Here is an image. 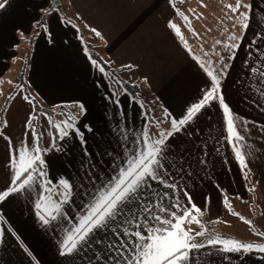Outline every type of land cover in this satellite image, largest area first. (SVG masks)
Masks as SVG:
<instances>
[{
  "label": "crops",
  "instance_id": "0c3cea01",
  "mask_svg": "<svg viewBox=\"0 0 264 264\" xmlns=\"http://www.w3.org/2000/svg\"><path fill=\"white\" fill-rule=\"evenodd\" d=\"M69 1L78 17L101 34L113 63L130 65L134 69L139 89L144 92L140 96L147 103L145 111L143 104L123 87L112 93L97 71L96 83L84 85L81 65L66 63L60 56L55 57L57 63L51 60L52 57L31 56L28 63L14 68L17 73L14 89L10 93L0 91V104L13 93L0 129V190L8 186L12 176L11 158L4 157L7 150L12 158L15 156L9 141L17 149L36 147L35 122L41 139V133H44L47 140L46 147L40 148L45 182L51 180L52 186L57 187L63 178L74 185L71 202L64 206L66 216L73 218L87 201L86 193L111 176L113 166L120 164L126 153L135 147L134 139H139L145 131L153 138L170 131L171 120L181 118L202 96L210 86V77L201 64L207 65L211 61L217 71H220V65L211 53L192 52L169 27V21L177 13L170 0H158V3L152 0L146 4L142 3L144 0H82L83 4L79 0ZM262 1L248 0L254 5ZM49 3L50 0H7L0 8V85L16 60L17 52L13 48L17 39L27 36V23L29 27L32 25V6L45 9ZM209 4L202 0V6ZM213 18L208 14L205 17L208 26ZM17 29L22 30L20 34ZM257 38L253 37V42L241 49L244 55V69L238 70L241 73L236 76L223 72L219 77L221 95L233 112L237 130L246 139L241 143V151L248 167L241 170L232 146L226 140L225 119L218 101L204 108L193 122L167 141L169 171L180 190L173 194L171 189L155 184L154 189L169 192L170 198L164 204L171 205L178 198L182 207L191 210L184 195L186 191L192 203L201 209L199 214L193 212L199 224L184 225L186 229L191 228L193 243L205 245L192 251L188 264H264V253L259 251L224 252L221 245H208L206 238L210 228L204 222L219 219L225 208V197L242 202L249 199L250 202L252 196H264V167L258 158L261 153L264 163V152H257L264 149L263 23ZM254 50L257 51L255 57ZM76 52L81 54L78 59L87 68L96 70L84 47ZM193 54L199 55L200 59ZM23 78L36 87L40 102L52 107L65 104L70 110L41 116V120L36 121L31 102L19 90L13 92ZM79 104L84 106L83 112ZM69 116L74 117L73 123L79 133L69 129V135L63 137L57 128L59 142L49 150L53 142L51 125L55 123L62 128V122ZM253 135L255 144H251ZM257 173L261 176V187ZM37 199L38 188L33 187L0 202V217H3L0 220V264H114L116 251L109 245H118L119 238L111 232L98 231L87 245L62 255L61 240L65 229L71 228L73 223L58 218L44 225L37 216ZM197 232H203V235H196Z\"/></svg>",
  "mask_w": 264,
  "mask_h": 264
},
{
  "label": "snow or ice",
  "instance_id": "6c2138e0",
  "mask_svg": "<svg viewBox=\"0 0 264 264\" xmlns=\"http://www.w3.org/2000/svg\"><path fill=\"white\" fill-rule=\"evenodd\" d=\"M6 2L7 0L0 2V8H3ZM226 7L233 16L238 15L242 21L241 28L246 29L248 13L240 12V9L248 8L250 5L243 4L242 0H236L235 5L228 4ZM178 14L182 15L179 12ZM183 18L191 30L188 17ZM169 27L182 41L184 40L178 26L169 22ZM92 31L96 32L95 29ZM96 35L99 36L100 33L96 32ZM236 39L234 34L228 37L229 41ZM184 43L186 46L187 42ZM219 43L221 41H217V44ZM237 46L235 43L224 44V47L229 49H235ZM201 67L210 77V86L203 91L202 96L186 109L181 118L171 120L170 131L157 134L158 138H153L145 131L139 139H134L135 147L126 153L125 159L120 164L113 166V174L86 193L88 199L77 210L75 217L68 218L64 207L71 202L74 185L63 178L58 181L57 187L52 186L51 180L45 182L46 173L39 146H21L17 149L9 141L10 149L15 156L9 162L12 169L11 181L5 189L0 190V202L14 193L27 192L33 187L38 188L35 208L39 220L44 225L58 218L65 219V223H73L71 228L65 229V236L61 240L62 255L73 253L82 245H87L96 232L104 231L111 232L119 238L118 245H109L116 251L114 264H188L192 251L205 245L193 243L192 230L186 229L184 225L199 224L200 221L193 216V212L199 214L201 209L192 203V198L186 191L184 195L191 205V210L182 207L178 198L171 205L164 204V201L170 198L169 192H161L159 188L154 189L155 184L164 189H171L173 194L180 190L171 177L169 171L171 165L167 163L168 139L193 122L213 101H218L225 119L226 140L232 146L241 170L248 167L245 154L241 151L240 142L243 137L237 130L232 110L221 95L219 77L224 73L222 70L217 71L211 61L207 65L201 64ZM261 75L264 76V73ZM78 107L81 112L85 110L82 104ZM31 119L32 117L29 118V122ZM73 121L74 117L69 116L62 122V128L61 125L55 127L61 130L63 137L69 135V129L79 133ZM33 135L36 138L35 132ZM2 219L3 217H0V220ZM247 223L251 224V221ZM196 235H203V232H197ZM257 235L261 234L257 233ZM97 243L101 241L97 240ZM207 243L221 245V250L224 252L264 253V244L241 243L237 240L221 238L209 239Z\"/></svg>",
  "mask_w": 264,
  "mask_h": 264
},
{
  "label": "rangeland",
  "instance_id": "374dc122",
  "mask_svg": "<svg viewBox=\"0 0 264 264\" xmlns=\"http://www.w3.org/2000/svg\"><path fill=\"white\" fill-rule=\"evenodd\" d=\"M51 1L52 0H50V2ZM79 1L83 4L82 0ZM149 1L152 0H144L142 3L146 4ZM235 1L236 0H204V2L210 3L207 7H204L202 6V0H170L171 7L176 10L177 13H175L174 18L169 22L179 27L184 37L182 42L184 43V41H186V46L192 50V52L200 55L211 53L212 58L219 60L218 65H220V70L224 73L237 76V74L241 73L238 70L242 71L244 69L242 47L250 41L253 42V37L257 38L260 25L262 23L264 24V1L257 2L254 5L249 3L248 0H242L243 4L250 5L248 8L241 7L240 9V12L248 13V27L246 29L241 28L240 25L242 21L239 19L238 15L233 16L226 7L228 4L234 5ZM155 2L158 3V0H155ZM49 5L50 3L45 9L44 7L38 8L37 6H32V25L29 27V23H27L25 31L28 32L27 36L25 37L24 35L23 38L17 39V43L13 48L17 52L16 60L12 62L13 65L9 70L7 78L2 80L0 85L1 93L7 91L10 93L14 89L13 85L16 82L17 76L14 68H16V66L21 67L22 63H28L31 56L32 58L33 56L52 57L54 59L51 60H55L54 62L56 63L58 60H56L55 57L60 56L66 63L80 64L82 67L80 71L82 75L81 78L85 80L84 85L96 83V71L97 74L106 81L105 71H102L103 64L101 60L108 62L110 68L108 76L113 78L115 84H107L114 94L116 90L121 91L122 86H120V82L127 81L131 84L138 82L132 67L127 68L125 67L126 65H117L115 62L113 63L114 60L112 59V61L108 54H105V52H107L106 42L100 36L98 37L96 32H92V29L89 28L86 21L84 22L78 17L73 11V4H70L69 0H60L59 5L52 9L49 8ZM178 12L182 15H179ZM207 14L214 17L210 21L209 26L205 21ZM184 16L188 17L191 30L187 26L183 18ZM229 17H232V19ZM21 31V29L16 30L17 34H20ZM233 34L236 35L237 39L235 41H229V35ZM217 41H221V43L217 44ZM100 42H102V44L99 46ZM233 42L238 45L235 49L224 47L225 43ZM256 43H258V38ZM256 43L253 44L254 47H256ZM84 46H87L90 52L91 50L95 51V53H91L92 58H89L96 70L87 68L83 61L78 59L81 54H76V49ZM42 48H46V50L43 51L41 50ZM46 51L48 54H45ZM96 51L97 56L95 55ZM54 52L55 54L57 53L56 56L50 55ZM193 55L199 58V55ZM256 55L257 51L254 50V57ZM64 61L60 63H65ZM96 80L99 79L96 78ZM25 82L28 92L33 95V98H38L39 93L36 87L27 79ZM18 92L24 95L23 88ZM140 94H144L143 90ZM3 103L4 101H2V104ZM41 134L43 147H46V136L44 133ZM241 136L243 140L240 144L246 141L245 136L243 134H241ZM254 138L255 136L253 135L251 144H255ZM257 152H264V149L258 150ZM4 157L7 159L12 158L8 150L5 152ZM258 158L260 159L259 161H261L260 165L264 167L261 153L258 154ZM257 177L258 185L261 187L262 183L259 173H257ZM225 201H227V203L225 202V208L219 219L204 221L208 223L210 229H213L211 230L213 238L223 239V237H220V234H225L224 239L237 240L242 243L264 244V196H252L250 202L249 199L246 201L247 203L229 197H225ZM247 221H251V224L247 223ZM205 227L206 225L204 228ZM198 228L200 227L198 226ZM257 233L261 235H257Z\"/></svg>",
  "mask_w": 264,
  "mask_h": 264
},
{
  "label": "trees",
  "instance_id": "16d2710c",
  "mask_svg": "<svg viewBox=\"0 0 264 264\" xmlns=\"http://www.w3.org/2000/svg\"><path fill=\"white\" fill-rule=\"evenodd\" d=\"M101 44H102V42H100L99 46ZM84 49L86 50V53L88 54V56L90 58H92V54L91 53H95V51L94 50H91V52H90L89 49L87 48V46H84ZM105 54H107V52H105ZM95 55L97 56V51H96V54ZM99 59H100V57H99ZM101 61H102V64H103L102 71H105V76H106V79H107L106 80L107 83H110V84L114 85L115 83H114L113 78H110V76H108V73L110 72V68H109L108 62H104L103 60H101ZM21 77H23V75ZM120 86H122L124 89H126L127 91H129V93L132 94L135 99H138L143 104V106L145 107L144 108L145 111L147 110V107H146L147 106V103L145 102L144 97L143 96L142 97L140 96L141 95L140 94L141 91L139 89L140 88V84L139 83L138 84L137 83H132L131 84V83L127 82V81H123V82H120ZM22 88H23V91H24L25 98L27 97V99L32 104V107H33V114H32V116H34V119H36V121L37 120H41L40 119L41 116L48 117V116H52L53 114L58 113V112L62 113L64 111H66V110H70V109H68L67 105H65V104H60V105H58L56 107H52V106H47L46 104L40 102L38 98H33V95H31L28 92V89H27L26 82H25L24 78L19 80V84H18L17 88L13 92H15L17 90H20ZM12 95H13V93L9 94L7 97H5L4 103L3 104L2 103L0 104V129L2 128V126L4 124L5 108L7 107L9 98ZM55 125H56L55 123L52 124L51 125V129H50L51 132H52V135H53V142H52V145L49 147V150L52 149L54 146H56L58 144V142H59V134L57 132V127H55ZM33 127H35L33 129V132H35V135H36L37 146H39V148H41V147L44 148L43 147V141H42L41 135H40V131L36 127V123L35 122L33 124ZM211 230H213V229H209V231H208L209 232V235L206 238V240L213 239V236L211 235V232H212ZM220 235H221L220 237H223V239H224L225 234H220Z\"/></svg>",
  "mask_w": 264,
  "mask_h": 264
},
{
  "label": "water",
  "instance_id": "95a60500",
  "mask_svg": "<svg viewBox=\"0 0 264 264\" xmlns=\"http://www.w3.org/2000/svg\"><path fill=\"white\" fill-rule=\"evenodd\" d=\"M59 1L60 0H52L51 3H50L49 8L51 9V8H53L55 6H58L59 5Z\"/></svg>",
  "mask_w": 264,
  "mask_h": 264
}]
</instances>
